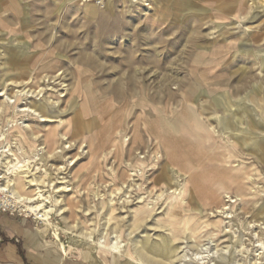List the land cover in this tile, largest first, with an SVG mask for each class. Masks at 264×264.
<instances>
[{
  "label": "rangeland",
  "instance_id": "374dc122",
  "mask_svg": "<svg viewBox=\"0 0 264 264\" xmlns=\"http://www.w3.org/2000/svg\"><path fill=\"white\" fill-rule=\"evenodd\" d=\"M263 4L0 0V186L12 170H29L27 181L39 184L27 188L66 229L67 251L56 228L31 217L11 190L0 201L15 212H1L32 222L62 255L90 262L104 264L86 228L92 241L116 246L117 264H151L150 254L164 261L153 246L165 247L173 227L177 264H264ZM57 101L48 125L23 110ZM74 120L84 134L71 131L59 145L19 138V129L31 138L28 124L45 132ZM65 185L72 190L58 189ZM186 187L180 209L190 223L182 228L176 217L172 226L171 195ZM146 203L150 213L134 224L133 210Z\"/></svg>",
  "mask_w": 264,
  "mask_h": 264
},
{
  "label": "bare ground",
  "instance_id": "6f19581e",
  "mask_svg": "<svg viewBox=\"0 0 264 264\" xmlns=\"http://www.w3.org/2000/svg\"><path fill=\"white\" fill-rule=\"evenodd\" d=\"M264 5V4H263ZM243 17V16H242ZM242 20V19H241ZM32 76V75H31ZM46 79V78H45ZM11 80V79H10ZM9 81V80H8ZM12 82V81H11ZM48 82V80H47ZM57 84V83H56ZM55 86V85H53ZM24 89V88H23ZM47 90V89H46ZM23 91H20V93ZM34 92V91H33ZM46 92V91H45ZM41 93V92H40ZM76 93V92H75ZM39 94V93H38ZM258 94V93H257ZM214 101V100H212ZM38 104V105H37ZM36 105H31L30 108L28 109H23L24 111H30L32 113V115L36 116L38 119H40L41 121L47 122V125L49 122H51L50 120H52V118H54V116L51 115H46L49 112V109H52L54 107H56L59 102H47V103H37ZM235 108V107H234ZM5 109V108H4ZM216 113V112H215ZM184 115V114H183ZM211 116V115H210ZM213 116V114H212ZM216 116V115H215ZM238 116V115H237ZM236 116V117H237ZM244 116V115H243ZM192 117V116H191ZM217 117V116H216ZM184 121L183 123H188V120L186 119L187 117L184 115ZM260 118V117H259ZM179 119V117H178ZM212 119V118H211ZM218 119V118H216ZM223 119V118H222ZM67 120V119H66ZM213 120V119H212ZM63 121V120H62ZM176 121V120H175ZM220 122L224 123V119L223 120H219ZM242 121V120H241ZM200 122L198 121L197 125H198V129L199 130H203L204 126L202 124H199ZM254 123V122H253ZM171 125V126H170ZM177 122H171V124H169L168 126H166V128H171V129H177ZM246 126V125H244ZM31 132H32V136L29 139L28 136L26 135V131L24 129H19V138L25 141H28V143L34 147L35 141L36 139H42L44 143H55L57 145L60 144V141L63 139H68V135L72 133L74 134L73 136L76 135H82L84 134V128L81 125V121L80 120H74L72 121H68L65 127L59 128V127H51L48 130H43L45 132H42V130L40 131H36L35 127L31 124H28L27 126ZM180 127V126H179ZM19 128V127H18ZM219 128V127H218ZM228 128V125L227 127ZM243 128V127H242ZM245 128V127H244ZM61 129V131H60ZM208 129V132L211 134V136L208 137L209 140H213V142H215V137L212 133V131ZM206 130V129H205ZM223 130V129H222ZM136 131V130H135ZM231 132V131H230ZM229 134V133H226ZM136 136V135H135ZM157 136L160 138L161 136H159V134L157 133ZM93 138V137H92ZM91 138V145L95 148H97V144L94 141V139ZM113 138V136H112ZM116 138V136H115ZM156 138V137H155ZM164 138V137H163ZM138 139V138H136ZM165 139V138H164ZM135 140V139H134ZM91 146V147H92ZM58 147V146H56ZM229 147V146H228ZM224 148V147H223ZM56 149V148H55ZM119 150V149H118ZM102 151V150H101ZM49 152V151H48ZM93 152V151H92ZM231 153V152H230ZM231 155V154H230ZM229 155V158H230ZM228 156V154H227ZM95 157V156H94ZM100 157V156H99ZM174 158L177 160V158L174 156ZM261 161V160H260ZM141 164V163H140ZM139 164V165H140ZM146 164V163H145ZM141 166V165H140ZM161 167V165H160ZM61 167H59V169H61ZM143 168V167H142ZM146 169V168H144ZM143 169V170H144ZM184 169V168H183ZM47 172V171H46ZM12 178H9L7 180V183L5 185L0 186V191H7V190H11L12 193L15 195V197H17L19 199V201H23L25 203H28L27 205V209L29 211L34 212L36 215H39L43 218V222L45 224L46 227H50V226H54L56 228L55 235L57 236V238L59 239V241L61 242V244L63 245L62 247L64 248V252L67 251L66 247H65V243L62 242L61 238H60V231L63 230L65 231V228L60 227L59 225H56L55 222L53 221L52 217H51V212H52V208L51 207H47L44 203H35L36 200L39 198L38 195L35 196L34 193L32 194L33 190H29L27 188L28 184H33V185H38L39 182L38 180L35 181L34 179H30L29 181H27V178L30 177L29 175V170H24V169H16V170H12ZM140 174V173H139ZM132 175V174H131ZM211 176V175H210ZM8 178V177H6ZM193 178V177H192ZM36 179V178H35ZM38 179V178H37ZM191 180V179H190ZM188 181V180H187ZM155 182V181H154ZM27 183V184H26ZM139 187V186H138ZM68 187L65 185V187L60 186V188H58L59 190H72V189H67ZM220 188H223V185L221 183ZM224 189V188H223ZM178 190V189H177ZM210 190V189H209ZM224 191L226 192L227 190L224 189ZM41 192V191H39ZM214 192V191H213ZM189 193V187H186L183 192L179 193V195H171V197H173V200L170 203V209L168 210V216L169 221H166L167 223H170L172 226L174 225V218L179 217L182 218L181 219V223H183V227L185 228V226L190 223L189 221L191 220V218L189 219L188 217H184L182 215V211H181V206L185 204L186 199L185 197L187 196V194ZM212 193V192H211ZM40 196H42V194L39 193ZM212 197H215L214 194L212 195ZM198 198V197H197ZM71 200V199H70ZM200 201V200H199ZM44 202V201H43ZM56 202H61L60 200H57ZM145 202V201H144ZM68 203V202H67ZM150 203V202H149ZM149 203H146L144 205V207L140 208V209H134L133 210V216H134V224H136V222H139L141 219L146 218L148 216V214L150 213L152 206L149 205ZM70 205V204H67ZM112 205V204H111ZM66 208V207H64ZM200 208V207H199ZM223 209H226V206L224 205ZM40 210H43L44 212H40ZM198 211V210H197ZM201 211V210H200ZM212 213H214V211H211ZM215 212H223L225 213V210H220L219 208H216ZM31 213V212H30ZM155 214V213H154ZM44 215V216H43ZM183 216V217H182ZM151 217V216H150ZM63 219L66 221L67 218L63 217ZM179 221V220H178ZM178 224V223H177ZM222 223H218L216 226L217 227H221ZM175 226V225H174ZM75 224H70L69 228H74ZM134 227V226H133ZM175 228V227H174ZM170 230L172 232H170V236L166 237V239L164 240L165 243V247H163L160 244H157V246H153L154 248H157V250H162V252H164V254H160V256H162L164 258L163 260H159V259H154V257H150V255H148L147 257L150 259L149 261L151 262V264H177L178 262H180L183 258V255L180 256V254H177L179 252V247L174 243L175 240L173 239V237H177L179 234V230H175L172 228H170ZM89 228H86L85 230H83L81 232L83 238H85V240H88L91 245H96L99 248V257H101L102 262L104 264L108 263V259L111 258L112 259H116L117 256L112 257L110 253H115V245L114 244H110L109 243H104L102 241L100 242H95L94 240H91V236L87 235L89 234ZM193 235L194 232H191ZM191 235V234H190ZM145 237L149 238V235H144ZM198 241V240H197ZM145 243H143L142 241H139L137 244V249L140 251H149V248L144 245ZM155 250H150V252H154ZM125 256H129V254L123 255V257ZM131 258V257H130ZM117 262V261H116ZM114 260H112L113 264H117Z\"/></svg>",
  "mask_w": 264,
  "mask_h": 264
},
{
  "label": "crops",
  "instance_id": "0c3cea01",
  "mask_svg": "<svg viewBox=\"0 0 264 264\" xmlns=\"http://www.w3.org/2000/svg\"><path fill=\"white\" fill-rule=\"evenodd\" d=\"M15 25L14 29L17 27ZM25 25L23 23L22 28ZM38 229L26 218L0 211V264H101L62 255L55 241L48 239Z\"/></svg>",
  "mask_w": 264,
  "mask_h": 264
},
{
  "label": "built area",
  "instance_id": "2783aa9c",
  "mask_svg": "<svg viewBox=\"0 0 264 264\" xmlns=\"http://www.w3.org/2000/svg\"><path fill=\"white\" fill-rule=\"evenodd\" d=\"M105 0H83L85 3H95L96 5L102 6ZM5 193V192H1ZM7 193V192H6ZM9 200L7 201V198L0 201V211L9 212L11 214H14L15 210L11 209ZM25 217H30L29 215L25 214ZM31 217L34 219H39L42 221L41 216L36 215L35 213L31 214Z\"/></svg>",
  "mask_w": 264,
  "mask_h": 264
}]
</instances>
